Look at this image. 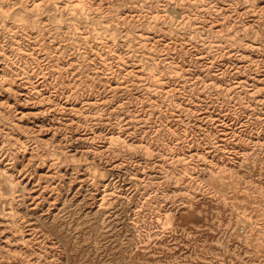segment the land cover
<instances>
[{
  "label": "rangeland",
  "instance_id": "374dc122",
  "mask_svg": "<svg viewBox=\"0 0 264 264\" xmlns=\"http://www.w3.org/2000/svg\"><path fill=\"white\" fill-rule=\"evenodd\" d=\"M0 264H264V0H0Z\"/></svg>",
  "mask_w": 264,
  "mask_h": 264
}]
</instances>
